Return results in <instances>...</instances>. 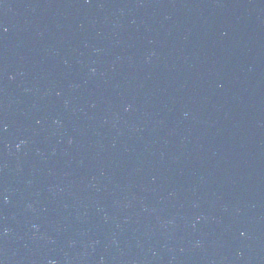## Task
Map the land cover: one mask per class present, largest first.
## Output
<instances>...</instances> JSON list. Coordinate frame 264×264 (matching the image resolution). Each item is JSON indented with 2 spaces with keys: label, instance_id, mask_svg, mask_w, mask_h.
I'll use <instances>...</instances> for the list:
<instances>
[{
  "label": "water",
  "instance_id": "water-1",
  "mask_svg": "<svg viewBox=\"0 0 264 264\" xmlns=\"http://www.w3.org/2000/svg\"><path fill=\"white\" fill-rule=\"evenodd\" d=\"M0 264H264V0H0Z\"/></svg>",
  "mask_w": 264,
  "mask_h": 264
}]
</instances>
